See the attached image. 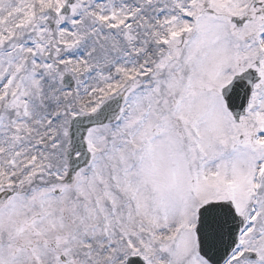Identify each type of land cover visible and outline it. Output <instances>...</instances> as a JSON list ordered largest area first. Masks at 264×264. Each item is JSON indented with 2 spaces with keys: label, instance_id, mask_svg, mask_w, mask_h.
<instances>
[{
  "label": "snow or ice",
  "instance_id": "1",
  "mask_svg": "<svg viewBox=\"0 0 264 264\" xmlns=\"http://www.w3.org/2000/svg\"><path fill=\"white\" fill-rule=\"evenodd\" d=\"M0 264H264V0H0Z\"/></svg>",
  "mask_w": 264,
  "mask_h": 264
}]
</instances>
